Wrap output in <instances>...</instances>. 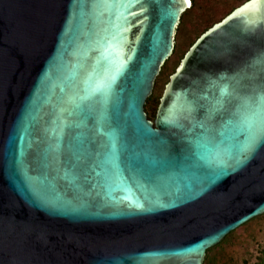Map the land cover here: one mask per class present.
I'll return each instance as SVG.
<instances>
[{"label":"water","instance_id":"95a60500","mask_svg":"<svg viewBox=\"0 0 264 264\" xmlns=\"http://www.w3.org/2000/svg\"><path fill=\"white\" fill-rule=\"evenodd\" d=\"M188 6L0 0V264H203L264 214V0L206 28L147 116Z\"/></svg>","mask_w":264,"mask_h":264},{"label":"rangeland","instance_id":"374dc122","mask_svg":"<svg viewBox=\"0 0 264 264\" xmlns=\"http://www.w3.org/2000/svg\"><path fill=\"white\" fill-rule=\"evenodd\" d=\"M244 0H195V5L182 18L176 30V47L167 59L160 74L156 77L153 91L151 112L155 111L165 83L174 71L184 52L190 44L214 22L220 20ZM252 220V219H251ZM243 224L225 236L209 250L208 256H216L219 264H261L264 252V214ZM224 240V239H223Z\"/></svg>","mask_w":264,"mask_h":264},{"label":"trees","instance_id":"16d2710c","mask_svg":"<svg viewBox=\"0 0 264 264\" xmlns=\"http://www.w3.org/2000/svg\"><path fill=\"white\" fill-rule=\"evenodd\" d=\"M191 1V6H190V8H188L182 15H181V21H180V23L179 24H181L182 23V18H183V16H184V14H186L190 9H192V7H194V5H195V0H190ZM177 29H178V27H177ZM177 32V31H176ZM176 35V34H175ZM175 47H176V41H175V45H174V49H175ZM173 52H174V50H173ZM164 66V65H163ZM160 74V73H159ZM152 100H153V98H152V96L150 95L148 98H147V101H146V104H145V110H146V112H147V116H148V118H150V119H153V117H154V113H155V111L154 112H151V109H150V105H151V102H152ZM158 103V102H157ZM156 107H157V104H155V110H156ZM256 218V217H255ZM254 218V219H255ZM253 220V219H252ZM251 220V221H252ZM250 222V221H249ZM248 223V222H247ZM246 223V224H247ZM225 239L226 238H224V240H222L221 242L223 243L224 241H225ZM213 248V247H212ZM212 248H210V249H212ZM210 249H208L207 250V252H206V255H205V259H204V262H203V264H219V263H216V256H211V257H209L208 256V252H209V250ZM262 260H263V254H262V258L260 259V262H262ZM230 264V263H229Z\"/></svg>","mask_w":264,"mask_h":264},{"label":"snow or ice","instance_id":"6c2138e0","mask_svg":"<svg viewBox=\"0 0 264 264\" xmlns=\"http://www.w3.org/2000/svg\"><path fill=\"white\" fill-rule=\"evenodd\" d=\"M124 65H121L119 69H117V77L122 73L124 70ZM226 93V88L223 90L222 94ZM241 107H245L244 105H241ZM222 110V109H221ZM253 143H259L264 144V131L260 132L253 138Z\"/></svg>","mask_w":264,"mask_h":264},{"label":"bare ground","instance_id":"6f19581e","mask_svg":"<svg viewBox=\"0 0 264 264\" xmlns=\"http://www.w3.org/2000/svg\"><path fill=\"white\" fill-rule=\"evenodd\" d=\"M186 3L189 5L190 4V6H191V1L190 0H186Z\"/></svg>","mask_w":264,"mask_h":264},{"label":"clouds","instance_id":"9594fccd","mask_svg":"<svg viewBox=\"0 0 264 264\" xmlns=\"http://www.w3.org/2000/svg\"><path fill=\"white\" fill-rule=\"evenodd\" d=\"M188 8H190V4H189Z\"/></svg>","mask_w":264,"mask_h":264}]
</instances>
